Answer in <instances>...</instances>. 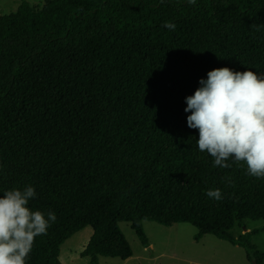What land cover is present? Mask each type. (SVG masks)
Returning <instances> with one entry per match:
<instances>
[{"label":"trees","instance_id":"16d2710c","mask_svg":"<svg viewBox=\"0 0 264 264\" xmlns=\"http://www.w3.org/2000/svg\"><path fill=\"white\" fill-rule=\"evenodd\" d=\"M174 23L175 30L164 27ZM264 76V0L21 1L0 15V196L35 189L30 210L56 221L25 264H60V247L86 226L80 252L132 256L128 222L190 223L263 264L244 219H264V178L213 166L187 126L186 96L208 71ZM223 198H209L210 189Z\"/></svg>","mask_w":264,"mask_h":264},{"label":"clouds","instance_id":"9594fccd","mask_svg":"<svg viewBox=\"0 0 264 264\" xmlns=\"http://www.w3.org/2000/svg\"><path fill=\"white\" fill-rule=\"evenodd\" d=\"M186 2L196 4V0ZM164 27L175 30L176 25L166 21ZM199 84L185 97L184 109L190 113L187 126L198 130L199 151L213 158V166L230 168L231 159L243 162L249 176L264 178V76L221 67L208 71ZM206 195L217 201L223 198L218 188ZM35 196L32 186L12 188L0 196V264H25L35 238L47 235L55 223L54 212L45 217L39 210H30L28 203Z\"/></svg>","mask_w":264,"mask_h":264},{"label":"rangeland","instance_id":"374dc122","mask_svg":"<svg viewBox=\"0 0 264 264\" xmlns=\"http://www.w3.org/2000/svg\"><path fill=\"white\" fill-rule=\"evenodd\" d=\"M21 1L41 6L47 0H0V15L13 12ZM132 249V256L126 260L117 257L99 256V264H252L245 251L238 245L206 234L196 241V228L190 223H174L164 226L153 221H143L142 227L150 243L143 247L128 222L119 224ZM258 231L250 237L252 244L264 253V219H244L235 224L229 233L235 237L246 230ZM243 231V232H242ZM92 233L86 226L68 238L60 247V264H90L87 256H81ZM264 264V260H263Z\"/></svg>","mask_w":264,"mask_h":264},{"label":"water","instance_id":"95a60500","mask_svg":"<svg viewBox=\"0 0 264 264\" xmlns=\"http://www.w3.org/2000/svg\"><path fill=\"white\" fill-rule=\"evenodd\" d=\"M252 264H258L256 261H252Z\"/></svg>","mask_w":264,"mask_h":264},{"label":"crops","instance_id":"0c3cea01","mask_svg":"<svg viewBox=\"0 0 264 264\" xmlns=\"http://www.w3.org/2000/svg\"><path fill=\"white\" fill-rule=\"evenodd\" d=\"M245 230H248V229H245ZM243 232V231H242ZM149 245H150V243H149ZM131 257V256H130ZM124 260H126V259H124Z\"/></svg>","mask_w":264,"mask_h":264}]
</instances>
